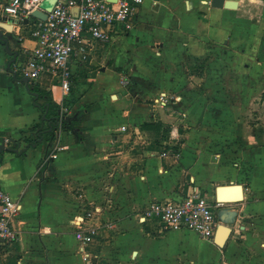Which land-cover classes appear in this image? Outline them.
I'll list each match as a JSON object with an SVG mask.
<instances>
[{
  "label": "crops",
  "instance_id": "0c3cea01",
  "mask_svg": "<svg viewBox=\"0 0 264 264\" xmlns=\"http://www.w3.org/2000/svg\"><path fill=\"white\" fill-rule=\"evenodd\" d=\"M210 1L144 0L131 31L96 41L88 61L73 63L75 102L67 115H85L79 127L60 131L50 153L44 141L22 153H0L1 186L22 206L20 237L0 264H264V145L245 150L239 137L184 134L211 123L213 95H220L221 121L239 123L243 105L229 96L245 94L249 60L264 63V0H237L236 9ZM9 23L22 61L36 42ZM2 53L0 44V139L24 147L26 137L39 136L32 127L43 120L42 111L26 84L3 71ZM124 76L131 85L122 83ZM38 84L60 103L56 74L45 72ZM163 93L178 101L158 102ZM253 139L264 143L261 134ZM214 142L230 146L213 150ZM219 186H229L228 196L241 194L217 209V226L232 228L222 245L217 227L213 239H205L193 230L161 231L144 219L153 203L195 188L220 200ZM82 218L98 226L88 258L75 236Z\"/></svg>",
  "mask_w": 264,
  "mask_h": 264
},
{
  "label": "built area",
  "instance_id": "2783aa9c",
  "mask_svg": "<svg viewBox=\"0 0 264 264\" xmlns=\"http://www.w3.org/2000/svg\"><path fill=\"white\" fill-rule=\"evenodd\" d=\"M47 1L6 0L1 4V11L4 17L13 19L11 22L16 27L28 30L36 42L34 48L27 50L24 63L16 70L21 76H28L30 84L38 83L47 71L56 74L62 92L60 103H63L72 87L73 63L88 61L96 41L109 42L114 34L131 31L139 20L144 0H52L51 9L46 10ZM36 11L45 12L46 18L34 16ZM121 81L126 86L131 85L128 76L122 77ZM169 99L168 94L163 93L157 101L167 103ZM58 149L59 146L55 151ZM225 205L221 200H210L195 188L180 199L153 203L144 219L155 222L161 231L193 230L202 238L213 239L218 223L217 209ZM21 209L20 200L0 183V255L20 237L16 220ZM97 212V208L88 211L86 218L90 219ZM85 220H77L75 236L88 258L86 246L98 235V226Z\"/></svg>",
  "mask_w": 264,
  "mask_h": 264
},
{
  "label": "rangeland",
  "instance_id": "374dc122",
  "mask_svg": "<svg viewBox=\"0 0 264 264\" xmlns=\"http://www.w3.org/2000/svg\"><path fill=\"white\" fill-rule=\"evenodd\" d=\"M202 13V12H200ZM5 37L10 39L11 48L13 50H17L21 52V41L13 35L10 31L4 30ZM1 46L4 48V63H3V71H8V62L12 59V56L6 52L5 49V43L1 44ZM223 48L216 49L214 48V54H221L224 53ZM20 57V54H19ZM19 59V58H18ZM17 64H23L24 60H18ZM250 68H244L245 71V79L243 81L245 85V94L243 96H237V95H230V102H239L243 105V110L241 112V116L239 117L240 121L234 120L233 122L230 121L228 126H226L223 121L219 118V111H217L215 108L219 105L220 102V95H213V106H214V115L213 119L210 124L206 126H193L191 129L194 131L191 132L190 128H188L186 131H184V134L191 135V134H197V135H206V136H235L239 137L244 140V142L240 143L239 146L245 147V150L247 148H253L258 146H263V142L257 141L256 143H250L249 141L253 139L254 136H257L258 134H261V136H264V63L258 64L252 62V60H249ZM15 63V67H16ZM217 70L220 71V64H217ZM243 67V66H242ZM16 69V68H15ZM253 72L256 73L259 76V79L256 80L255 76H253ZM21 76V75H20ZM253 76V77H252ZM255 78V80H254ZM233 85V84H232ZM236 85V84H235ZM254 88L258 87L256 90L253 91ZM170 101L174 102L178 101V99H175V97L169 95ZM235 114V113H234ZM187 132V133H186ZM217 139V138H216ZM240 140V139H239ZM12 145V143H10ZM212 144V143H211ZM202 146V144H200ZM217 147L218 149L213 150H223V146H230L227 143H221V142H214L210 147ZM200 148V147H199ZM236 158V157H235ZM232 159L231 162L235 163L236 159Z\"/></svg>",
  "mask_w": 264,
  "mask_h": 264
},
{
  "label": "water",
  "instance_id": "95a60500",
  "mask_svg": "<svg viewBox=\"0 0 264 264\" xmlns=\"http://www.w3.org/2000/svg\"><path fill=\"white\" fill-rule=\"evenodd\" d=\"M211 5L215 8H230V9H236L238 8V1L237 0H211ZM53 1L52 0H48L45 8L46 10H50L52 7ZM34 16L37 17H41V18H46V13L45 12H39L36 11L33 13ZM6 20V21H5ZM7 20H9V22L13 21L12 18L7 19L6 17L4 18V20L0 21V38L4 40L5 42V47L6 50L8 52V54H10L12 56V59L8 62V69H9V73L12 74L16 80H18L19 82L25 83L26 86L28 87V90L30 92V94H32L35 98L39 97V93L33 91L30 88V79L28 76H20V73L13 67V64L16 63L18 57H19V51L17 50H13L11 48L10 45V39L5 37V33L4 30L10 31L12 32L13 30V25L9 22H7ZM28 19L25 20V22H27ZM20 76V77H19ZM46 114H44L42 116L43 120H46ZM16 140L14 138H7V137H3L2 139H0V153L3 152L4 150L7 151H14L17 153H22L24 152L28 147L30 146H36V143H28L27 146L24 147H13V146H9L7 145L8 142H15ZM43 139L40 138L38 142H42ZM229 186H219L217 188V196L219 197V199L225 203H229V202H234L237 200L241 199V194L238 193L236 195L233 196H228L226 194V190ZM236 187H238V189L241 188L240 185H237ZM225 223H229L232 221H223ZM232 232V228L228 225L225 224H219V226H217V234H216V238H217V242L218 244L222 245L224 244V240L229 236V234Z\"/></svg>",
  "mask_w": 264,
  "mask_h": 264
},
{
  "label": "trees",
  "instance_id": "16d2710c",
  "mask_svg": "<svg viewBox=\"0 0 264 264\" xmlns=\"http://www.w3.org/2000/svg\"><path fill=\"white\" fill-rule=\"evenodd\" d=\"M0 44H4L2 40H0ZM15 67V64H13ZM20 77V76H19ZM30 88L39 93V97L33 99L36 105L41 109L42 116L46 114V120L40 121L38 124L32 127L33 130H38L39 136L36 139H32L30 137H26L24 140L26 144L28 143H38L39 139L42 138L44 142L49 143V153L51 152V148L53 147L58 133L60 131H71L73 132L81 122L86 119V116H80L77 118H72L67 115V110H70L75 102V98L71 96V93L66 96L63 103H59L54 100L52 94L46 90H43L38 83L30 84ZM71 92V90H70ZM66 109V111H65ZM44 124H47V127H44ZM78 139L83 141L86 139V136L82 133L77 132ZM16 142V141H15ZM17 147V146H16Z\"/></svg>",
  "mask_w": 264,
  "mask_h": 264
}]
</instances>
